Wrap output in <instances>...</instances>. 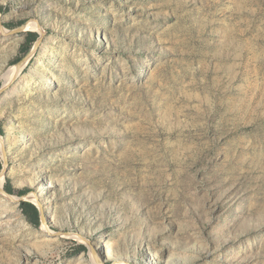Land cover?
I'll list each match as a JSON object with an SVG mask.
<instances>
[{"label": "rangeland", "instance_id": "obj_1", "mask_svg": "<svg viewBox=\"0 0 264 264\" xmlns=\"http://www.w3.org/2000/svg\"><path fill=\"white\" fill-rule=\"evenodd\" d=\"M0 24V264H264V0H0Z\"/></svg>", "mask_w": 264, "mask_h": 264}, {"label": "trees", "instance_id": "obj_2", "mask_svg": "<svg viewBox=\"0 0 264 264\" xmlns=\"http://www.w3.org/2000/svg\"><path fill=\"white\" fill-rule=\"evenodd\" d=\"M7 27H10V26H7ZM37 38H38V35L35 33V32H28L27 34H26V36H25V39H24V41L21 43V45L19 46V53H25V54H27L29 51H30V49H31V47H32V45L35 43V41L37 40ZM2 162H1V160H0V170L2 169ZM10 183L9 182H7L6 183V185H9ZM5 190L8 192V193H12V190H10V188H5ZM21 207L23 208V210L25 211V212H27L28 213V210L29 209H33V211L34 212H36L35 210H36V208L31 204V203H29V202H27V201H22L21 202Z\"/></svg>", "mask_w": 264, "mask_h": 264}, {"label": "water", "instance_id": "obj_3", "mask_svg": "<svg viewBox=\"0 0 264 264\" xmlns=\"http://www.w3.org/2000/svg\"><path fill=\"white\" fill-rule=\"evenodd\" d=\"M24 27H25L24 25H20L17 28L11 29L9 32L10 33L21 32V31L24 30ZM0 31H2V25L1 24H0ZM38 42H39V38H37V40L33 44L32 48L28 52L29 54L33 51V49L36 47V45L38 44ZM22 60L16 63V67H18L22 63ZM4 87H5L4 85L0 87V93L3 91ZM5 168H6V160L4 159L3 160V164H2V169L0 170V174L4 173ZM0 192L2 194L6 195L7 197L11 198V195L7 191H5L4 189H2Z\"/></svg>", "mask_w": 264, "mask_h": 264}, {"label": "bare ground", "instance_id": "obj_4", "mask_svg": "<svg viewBox=\"0 0 264 264\" xmlns=\"http://www.w3.org/2000/svg\"><path fill=\"white\" fill-rule=\"evenodd\" d=\"M32 27H35V23H29V24H27L25 27H24V30H27V29H29V28H32ZM17 68V67H16ZM16 68H14V69H16ZM13 69V70H14ZM9 78H11L10 76L6 79L7 81H8V79ZM12 79V78H11ZM8 83V82H7ZM4 146H5V141H4V139L2 138V136H0V149H1V147H3L4 148ZM3 183H4V174L2 173V174H0V191L3 189Z\"/></svg>", "mask_w": 264, "mask_h": 264}]
</instances>
